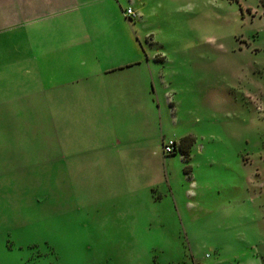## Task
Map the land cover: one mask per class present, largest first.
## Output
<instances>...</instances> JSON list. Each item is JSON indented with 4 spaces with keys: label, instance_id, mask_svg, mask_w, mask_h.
Returning a JSON list of instances; mask_svg holds the SVG:
<instances>
[{
    "label": "rangeland",
    "instance_id": "1",
    "mask_svg": "<svg viewBox=\"0 0 264 264\" xmlns=\"http://www.w3.org/2000/svg\"><path fill=\"white\" fill-rule=\"evenodd\" d=\"M101 1L35 68L0 0V264H264V0Z\"/></svg>",
    "mask_w": 264,
    "mask_h": 264
},
{
    "label": "crops",
    "instance_id": "2",
    "mask_svg": "<svg viewBox=\"0 0 264 264\" xmlns=\"http://www.w3.org/2000/svg\"><path fill=\"white\" fill-rule=\"evenodd\" d=\"M100 2L102 1L2 0L4 52H7V43L10 52L11 42H16L13 51L27 52V57H32L31 62L35 68V59L40 56L30 52H47L50 56H54L55 52H69L70 49L60 40L71 35V26L78 27L82 33L84 22L90 23L89 19H93V16L86 14H94L90 13L91 8ZM72 49L74 52L76 48Z\"/></svg>",
    "mask_w": 264,
    "mask_h": 264
},
{
    "label": "trees",
    "instance_id": "3",
    "mask_svg": "<svg viewBox=\"0 0 264 264\" xmlns=\"http://www.w3.org/2000/svg\"><path fill=\"white\" fill-rule=\"evenodd\" d=\"M193 142V139L191 137H186L184 139H181L179 142V145L176 146V150L174 151V153H177V149L180 150L181 153H183V155H188L189 151L188 148L190 146V144Z\"/></svg>",
    "mask_w": 264,
    "mask_h": 264
},
{
    "label": "built area",
    "instance_id": "4",
    "mask_svg": "<svg viewBox=\"0 0 264 264\" xmlns=\"http://www.w3.org/2000/svg\"><path fill=\"white\" fill-rule=\"evenodd\" d=\"M125 13H126V16L127 17L133 18V17H136L137 16L136 13L132 9H130V8L127 9ZM175 150H176V144L174 142L171 141V142H168L166 144L165 151H166L167 154H171Z\"/></svg>",
    "mask_w": 264,
    "mask_h": 264
}]
</instances>
